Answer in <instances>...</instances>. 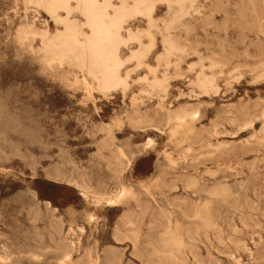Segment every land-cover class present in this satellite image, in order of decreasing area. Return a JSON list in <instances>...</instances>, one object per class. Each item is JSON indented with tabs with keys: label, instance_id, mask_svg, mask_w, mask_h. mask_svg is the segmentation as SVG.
I'll return each mask as SVG.
<instances>
[{
	"label": "rangeland",
	"instance_id": "374dc122",
	"mask_svg": "<svg viewBox=\"0 0 264 264\" xmlns=\"http://www.w3.org/2000/svg\"><path fill=\"white\" fill-rule=\"evenodd\" d=\"M178 1L129 21L142 47L122 58L154 46L104 93L50 62L42 34L64 29L44 8L0 0V264H264V0H196L173 22ZM175 233L180 262L160 246Z\"/></svg>",
	"mask_w": 264,
	"mask_h": 264
},
{
	"label": "bare ground",
	"instance_id": "6f19581e",
	"mask_svg": "<svg viewBox=\"0 0 264 264\" xmlns=\"http://www.w3.org/2000/svg\"><path fill=\"white\" fill-rule=\"evenodd\" d=\"M29 1L31 3H34V4L44 8L45 11L51 16V18L56 23H59L63 26L64 30L61 32L58 29V31H60V32L57 34L55 33L56 35L53 37H48L47 33L42 34V38L46 39V51L48 53V56L50 57L49 58L50 62H56L59 64L71 63V64H74V65L80 67L81 69H83L87 72L89 77H91L93 80H95L97 82L98 88L102 92L108 93V92H111L113 90H117V89L125 90L127 88L128 75L124 76L125 73L123 74V68H124L125 64L128 61H136L138 66H142L144 64L145 58L147 57V55L150 53L152 47L154 46V44L152 43L150 46H148L146 48L139 49L137 51H133L131 53L130 58L127 60H124L121 56V52H122L123 47H128L129 44H134V43L137 44L139 48L142 47L141 36H139L138 34H133L130 29L127 30V25L129 24V21L131 19L135 18L136 16H139V15L143 16L146 19H148L149 21H151L152 15H153V12L155 9L156 1H164V2L168 3L169 5H171L173 0H29ZM115 1L119 2L118 6L115 5V3H114ZM195 1L196 0H179L176 3L178 10L174 16L173 22L177 21L182 16H184L188 12V10L193 7V3ZM186 2H189L190 6L187 7L185 5ZM61 13H63L65 15V17H62ZM75 14H78L82 18V20H80V21L73 20ZM79 16H77V17H79ZM22 24H24V23H22ZM17 28H19V27H17ZM136 29H137V27H136ZM125 34H127V36H125ZM151 39H152V37H151ZM167 44H168V54L169 55L174 54L177 51H180V49L177 46H175L173 43H171L169 40H167ZM203 57H204V55H203ZM18 58H20V57L18 56ZM20 60H21V58H20ZM153 68H156V67H153ZM132 80H134V78H132ZM19 83L20 82H18V84ZM197 86L200 90L205 91V92L213 91L215 88L213 79H209V78H205V77L203 79H198ZM150 87L153 90L164 91L166 89V81L160 80V79L155 77L153 79V81H151ZM226 91H228V90H226ZM22 103H24V102H22ZM30 112H31V110H30ZM17 116H20V115H17ZM34 116H35V114H34ZM37 117H39V116H37ZM194 117H195L194 114L185 113V114L176 115L174 117V119L178 123H181V124L184 123L185 124L187 122L188 118H194ZM23 118H25V117L23 116ZM1 121H0V124H2ZM36 121H37V119H36ZM20 122H21V120H20ZM28 123H29V121H28ZM38 123L40 124V122H38ZM30 124L31 123H29V125ZM6 125H7V123H6ZM3 129L5 130V128H3ZM10 129H11V127L8 130H10ZM23 129H25V128H23ZM35 129L37 130V127ZM25 130H27V129H25ZM19 131H21V130H19ZM37 136H38V138L41 137L38 134H37ZM25 140H26V138H25ZM12 143L13 142H10V144H12ZM23 146H25V145H23ZM15 147H16V145H15ZM44 148H46V147H44ZM18 149H19V147H18ZM60 149H62V148H60ZM12 150H14V147ZM43 152H46V151H43ZM66 152H67V150H66ZM27 153H25V154L28 155ZM60 153H63V152L60 151ZM59 155H61V154H59ZM23 157L24 156H22V158ZM32 158H34V157H32ZM20 159H21V156H20ZM48 159H50V158L47 157V160ZM70 159H71V157H70ZM35 163H36V161H35ZM31 164H33V163H31ZM56 164L59 165L58 163H56ZM56 164H55V166H56ZM61 166H59V167H61ZM49 176H51V175H49ZM190 182L191 181H189V183ZM130 193H131L130 191L123 188L118 195L112 196L109 198H103V199L98 198L95 202L97 204H102V202H104L105 206L108 208H117L120 205L121 198H123L125 195H128ZM84 196L88 197L87 193H84ZM48 205H49V203H48ZM146 213L147 212L144 210L141 213V215L145 216ZM166 217H167V214L161 210L156 218H157V220L161 221L163 218H166ZM92 218H93V216L90 217V220H92ZM125 218L127 220H129L130 215H125ZM169 232H170V228H167L165 230V234L168 235ZM176 235L177 234L175 233L174 236L167 237L165 241H162L160 246L163 248L162 251H164V250L167 251V252H162V253H165L164 256L167 260L180 262L181 261L180 260L181 259L180 253H181V249L183 246V242H182L181 238H179ZM69 257H70L69 255H66V258H69ZM97 262L98 261L96 260L95 264H97Z\"/></svg>",
	"mask_w": 264,
	"mask_h": 264
}]
</instances>
